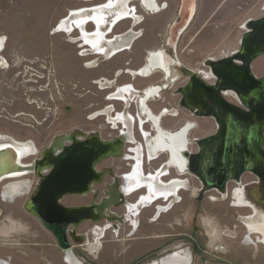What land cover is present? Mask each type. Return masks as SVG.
Returning <instances> with one entry per match:
<instances>
[{
    "label": "rangeland",
    "instance_id": "rangeland-1",
    "mask_svg": "<svg viewBox=\"0 0 264 264\" xmlns=\"http://www.w3.org/2000/svg\"><path fill=\"white\" fill-rule=\"evenodd\" d=\"M102 1L107 0H0V35L6 38L2 56L8 63L4 68L0 66V134H8L18 141L30 140L35 144L37 151L25 157V163L38 158L40 152L59 135L79 130L85 134L98 132L102 139L121 135V128H114L106 116L89 118L93 112L108 105L114 106L118 112L125 106L124 113L136 115L134 103L126 104L123 100L109 99L112 89L108 87L114 84L119 87L136 84L139 79L136 75H119L120 69L117 68L124 66L135 69L146 51L159 47L168 33V24L175 18V10H163L158 14L142 12L144 20L137 25L142 36L134 42L130 51L106 59L101 56L103 54L96 55L83 49L80 42L71 43V36L80 37L77 31L70 32L71 34L55 31L58 20L69 16L71 9L87 6L91 8ZM244 1L248 4L245 5ZM251 2L252 0H198L194 18L176 42V54L182 64L191 69L207 70L204 66L207 58H219L221 51L240 47V38L244 33L240 27L246 19L260 15V12H255L256 8L254 9ZM237 6L242 8L238 9ZM137 8L138 14H141L140 8ZM132 24V19L123 21L115 27L114 33L118 36L129 25L132 27ZM92 26L88 24L87 29L93 30ZM107 32L109 27L104 33ZM112 38H115V34ZM126 62L130 64L126 65ZM108 80L109 83H105ZM103 85L107 88L101 89ZM176 85L175 83L165 94L172 100L173 107L181 113L178 118H165V125L170 127L177 126L183 119L195 121L191 115L185 114L174 105ZM144 127L146 129L147 125ZM138 131L135 129V137L140 141ZM197 133L199 130L194 129L191 135ZM129 147L130 144L125 143L120 156L108 157L98 163L97 170L105 167L110 169L101 182L92 185L91 191L83 195L65 196L62 204L79 206L91 201L99 202L105 196L102 191L106 190L113 178L129 172L125 164H130V161L123 158ZM164 159L165 155H162L158 160L146 163L156 167ZM144 170L147 173L152 169ZM170 177H177L176 172L172 170L163 179L170 183L175 179H169ZM183 177H187L194 187L198 186L194 178L187 174ZM23 178L30 182L28 191L12 201L3 200L0 194V260L8 264H14V257L18 255L21 256V259L16 258L19 262L35 264L34 255L27 258L24 254L26 248H33L35 245L24 243H38L44 239L43 234L46 233L38 219L23 207L38 178L32 173ZM5 181L7 180L3 182ZM1 187L2 184L0 191ZM180 195L183 202L175 205L166 216L171 234L169 252L179 250L178 253H183L175 264H189L188 250L192 255V264H209L215 260L245 264L247 259L244 256L232 260L230 253L236 249H250L252 253L261 249L264 251V246L261 245L256 249L242 244L249 234L239 222L238 215L248 211L231 206V201L223 200L222 195L211 190L197 195L195 190L188 188L182 190ZM211 197L215 199L211 200ZM111 210L117 212L115 207H111ZM11 221L20 224L23 230L3 232L2 230L11 225ZM102 222L104 219L85 220L77 228L69 226L68 229L73 230L75 235L82 236L87 234L92 224ZM161 232L164 231L155 229L156 234ZM128 233L126 229L116 237L115 233L108 231L103 240V248L94 253L90 250L91 242L88 244L83 239L70 237V243L81 264H143L147 262V258H151L145 254L148 248L162 243L158 238L146 239L149 230L136 232L132 236H128ZM251 237L253 241L256 240L254 234ZM115 238L119 242L114 241ZM251 243L261 244L257 240ZM179 244H182L181 249L175 248ZM63 260L65 261V257ZM63 260H60L61 263L67 264Z\"/></svg>",
    "mask_w": 264,
    "mask_h": 264
},
{
    "label": "flooded vegetation",
    "instance_id": "flooded-vegetation-1",
    "mask_svg": "<svg viewBox=\"0 0 264 264\" xmlns=\"http://www.w3.org/2000/svg\"><path fill=\"white\" fill-rule=\"evenodd\" d=\"M132 2L137 14L139 12L137 6L141 10V14H138L140 21L137 25L141 24L144 20L142 12L145 14H158L163 10L169 11L174 9L175 18L168 24L169 27L174 20H177L176 17L181 0H174L172 2L169 0H154L153 8H145L142 6L143 3L141 0H132ZM195 2L196 8L192 19L195 16L198 6V0ZM243 3L245 5L248 4L246 1ZM251 3L254 4V9L256 8L255 12H260V15L246 19L240 27L244 30L240 38V47L228 51H221L219 58L216 57L218 59L215 57L207 58L204 61V66L207 67V70L199 68L191 69L182 64L176 54V46L174 47V51L166 42L165 37L159 47L146 51L142 61L140 64H136L135 69H127L124 66L117 68L120 69L118 70L119 75L122 73L133 74L138 78H145L147 81H137L135 85L125 84L122 87L112 84L113 86L108 87L112 89L109 93L110 96L108 95V98L111 100L122 101L123 99H115V95L118 92L129 91L128 96L131 95V97L127 101H123L127 102L126 104H135L136 115L133 116L130 113H124L125 106H123L121 113L120 111H115L114 106L111 107L108 105L102 110L93 112L89 117L96 118L100 115L108 117L106 111H110L111 118L116 120V122L113 124L109 120V117L107 121L113 124L114 128H121L120 134L123 137V146L125 143L130 144L127 153H124L123 157L125 160L130 161V164H125L127 169H129L128 171L137 169L136 158L134 159L128 156L137 155L138 152L141 158L139 166L141 176L145 173L144 169H152L150 172L145 173L148 175L152 172L156 175L157 173H165L162 169H167V175H170L173 170L176 172L177 177H181L180 180L182 182L188 184V188L195 190L197 195H201L203 191L211 190L218 195H222L223 200L231 201V206L248 211L238 215V220L243 227L245 226V221L264 219V0H252ZM257 4L259 5L255 7ZM237 8L241 9L242 7L237 6ZM137 25L135 28L138 36L133 39L134 42L142 36L141 30H137ZM124 30V32L128 31L127 28ZM152 52H161V54H155L152 57V63L154 65L152 67L154 68L150 70L149 68L151 66L148 57ZM165 54L175 62H167L168 57L166 58ZM247 59V75L237 72L229 74L226 71L221 75L217 70L218 67L228 63L234 67H241L246 63ZM129 64V62H126V65ZM147 67L148 70H146ZM188 70H191L193 75L197 77L193 83L191 77L187 74ZM113 81L115 82L116 80L113 79ZM105 83L108 84L109 80ZM175 83L177 85L175 88L176 99L174 105L178 109H182L185 114L191 115L195 121L183 119L177 126L170 127L165 125V118H178L181 114L179 110L173 107L172 100L165 96L166 92ZM106 88V85L101 87V89ZM147 90L151 91L147 98L143 100ZM122 115L125 117V124L118 119ZM145 125H147L146 129L144 127ZM186 125L188 128L187 135L183 139H178V141L174 142L177 147H174V145L172 147L176 154L175 158H173L171 150L165 148L164 141L167 140L168 136L177 133ZM135 129L137 131L139 130L140 141L136 140ZM194 129L196 131L199 130V133L191 135ZM157 131L160 133H157ZM126 133H130V136ZM162 155H165V159L156 167H151L147 164L148 162L158 160ZM184 157L187 159V166L186 164L181 165ZM170 158L173 159L172 163H168ZM146 161L148 162L146 163ZM144 163L149 167L144 165ZM102 169L110 168L105 167ZM177 169L186 170L183 174H180ZM184 174L189 175L190 178H194L198 186L194 187L192 183H189V179L183 177ZM121 175L116 177L118 191L121 186L118 183L119 181L121 182ZM162 177L164 176L162 175ZM182 177L185 179L183 180ZM168 181L164 180L162 183H158V186L168 187L170 186ZM113 183L114 178L106 186V190L102 191L104 195H106L110 186H114ZM145 192V189H138L137 191H133L131 195H128V200L124 198L123 200H119L116 205H110L108 209L105 208L104 222L92 224L86 235L77 237L73 230L67 228L69 243L70 237L83 239L86 243H93V230L98 226L99 228H103L102 235L99 238L100 249L103 248V240L108 231L115 233V236L118 237L126 229L129 232L128 236H132L136 232L141 233L144 230H149L150 233L146 234V239L158 238V241L162 240L161 244L158 246L152 245L145 252L146 256H150L151 258H147V262L143 264H152L155 258L161 257L171 251L169 245L171 240V234L169 232L170 224L166 216L173 210L175 205L183 202V198L180 192L179 197L177 199L174 198L175 200L173 202L171 199L168 201L161 199L147 206L138 205L140 207L137 213L138 222L137 226L133 228L130 221L125 217L128 214L126 203H139ZM212 199L215 198L211 197ZM160 205L165 206L164 211L159 209L158 206ZM111 207L117 208V212L112 211ZM106 215H112L116 221L113 224H108ZM16 226H18V229H16ZM161 228L164 232L156 234L155 229L162 231ZM73 229L75 228L73 227ZM15 230L22 231L23 229L20 224L11 221V225L2 231L12 232ZM45 231L51 236L55 246L60 249L55 237L46 229ZM114 241L119 242V239L115 238ZM24 244L41 245L28 242ZM43 245L48 246L50 244L44 243ZM181 245L179 244L175 248L181 249ZM157 249H159L158 254L155 255ZM60 251L63 259L65 253L62 249ZM24 254L27 258L30 256L26 252ZM72 258H75V255L70 256V258L69 256L65 257V261H63L67 264H73ZM35 260V264H55L52 259L44 257H36ZM0 264L8 263L0 260ZM23 264L31 263L25 261ZM79 264H81L80 261Z\"/></svg>",
    "mask_w": 264,
    "mask_h": 264
},
{
    "label": "bare ground",
    "instance_id": "bare-ground-1",
    "mask_svg": "<svg viewBox=\"0 0 264 264\" xmlns=\"http://www.w3.org/2000/svg\"><path fill=\"white\" fill-rule=\"evenodd\" d=\"M82 1H90V0H82ZM141 1L143 3L142 6H144L145 8H153L152 6H154V0H141ZM131 2L132 0H107V1H102L91 8H88L89 6H87V7H79L76 9H71L69 16H63L62 18L58 20L55 26L56 27L55 31L58 33L61 32V33H67V34H71L73 33V31H77L78 34H80L79 35L80 37L75 38L76 36L75 37L71 36L70 37L72 40L71 43L80 42L79 44H81L82 48L86 49L88 52L90 51L96 55L103 54V56L106 57V59H110L118 53H121L124 51H130L132 44L134 42L133 39H135L138 36L135 26L138 24V21H140V16L135 11L134 5H132ZM129 19H132L134 22V24H132V27H130L129 25L127 27L128 31L126 32L123 31L124 33L121 32L122 34L116 36L117 33H114L115 27L119 23L129 20ZM88 24L93 25L92 26L93 30L87 29ZM104 26L106 27L105 29L103 28ZM108 27H109V32L104 33ZM114 34H115V38H112ZM5 44H6V38L0 35V61H1L0 66L3 68L6 67L8 64L5 58L2 56V51L5 48ZM155 54H161V52L150 53L148 57V60L150 61V66H151L149 68L150 70L154 68L152 67L154 66L152 63V57ZM167 57L168 56L166 55V58ZM167 59H168L167 62L169 61L170 63L175 62V61L171 62V59H169V57ZM146 70H148V67L146 68ZM150 91L151 90L146 91V94L143 98L144 100L147 98ZM128 94H129V91L127 90L126 92L122 91L115 98L123 99L127 101V99L131 97V95L128 96ZM106 113H107L106 115H108L109 117V120H111L112 123L115 124L116 120L111 118L109 114L110 111L107 110ZM118 119H120L125 124L124 115L119 116ZM187 129L188 128L186 125L182 127L177 133L168 136L167 140L164 141L165 148H168L169 150H171V154L173 158H175L176 154H175V151H173L172 147L173 145L174 147H177V145H175L174 142L178 141V139H183L184 136L187 135L186 133ZM79 131H75L73 133L78 135V137L87 136L85 132L82 133ZM157 133H160V132L157 131ZM91 134L98 135V132L97 133L91 132ZM126 134L130 136V133H126ZM63 136L68 137L69 135L67 134ZM158 147L160 148L159 145ZM36 151L37 149H36L35 144L30 140L18 141V140L13 139L8 134H0V157H2L6 162V165H5L6 170H5V173L3 174L4 176L0 179V184H2L0 194L3 200L11 201L12 199L16 198L19 195H22L24 192L29 190L30 182L28 179L23 178V176L29 173L23 172L24 169H20V167L22 165L24 166V165L31 163L33 160L29 163L28 162L25 163L23 162V159L27 156L35 154ZM22 156L24 158L19 160V158H21ZM128 157L134 158V159L136 158V167L137 166L138 167L137 169H132L131 171L125 172L121 175L122 180L121 182L120 181L118 182L121 185L119 187V191L117 190L118 184H116V186H110L111 195L113 196L110 195L111 198L107 202L108 205L106 206V209H108L110 205H116L119 202V200H123L124 198L129 197L128 195H131L133 191H137L138 189H145L146 192L143 195L139 203L137 204L128 203V202L126 203L128 214L125 217H127V220L130 221L133 228H135L138 222L137 213L140 210V207L138 205L147 206L151 204L152 202L160 201L161 199L166 200V201L171 199V201L173 202L175 200L174 198L177 199L179 197V193L182 190L188 189V184H186V182H182V180H180L181 177H170V179L175 178L174 180H171L170 186L168 187L158 186V183H162L164 181L162 175L163 176L167 175V169H162L165 172L163 174L157 173L156 175L154 174V172H152L147 177L145 176V173L144 175L141 176V170L139 167L141 163V158L139 156V153L137 152V155L128 156ZM172 161L173 159L170 158L168 163H172ZM185 164L187 166V159L184 157V161H182L181 165L183 166ZM177 170L179 171L180 174H183L186 169H177ZM4 180H7V181L3 182ZM106 197L107 195H105L103 198H106ZM158 207L159 209H162L163 211L165 210L164 208L165 206L163 207L162 205H160ZM104 214H105V209H104ZM106 216H107L108 224L109 223L113 224L116 221V219L112 217V215H106ZM244 223H243L245 225L244 228H246V231L249 234L248 236L245 237L244 242L246 244H250L251 242H254L257 240L258 242L264 245V219L263 220H250V221H245ZM131 230L133 229L131 228ZM93 232H94V239H93L94 242L90 244V250L93 251L94 253L100 249L99 238L102 235L103 228H99L98 226L93 230ZM253 234L256 236L255 237L256 240L254 241L251 237V235ZM179 253L177 251L175 253L169 254L168 257L161 260L160 264L177 263L178 258L183 254L181 251ZM72 261H73V264H79V260L76 257L72 258Z\"/></svg>",
    "mask_w": 264,
    "mask_h": 264
},
{
    "label": "water",
    "instance_id": "water-1",
    "mask_svg": "<svg viewBox=\"0 0 264 264\" xmlns=\"http://www.w3.org/2000/svg\"><path fill=\"white\" fill-rule=\"evenodd\" d=\"M195 1L181 0L177 20H174L168 27L166 42L170 41L169 45L174 51L180 34L194 15ZM247 62L248 59L241 67H234L227 62L228 64L218 67L217 70L221 75L225 71L229 74L237 72L247 75ZM187 74L191 77L192 83L194 79H197L191 70H188ZM122 147V135L106 140H102L97 134L84 137H78L74 133L68 137L59 135L40 152L38 158L20 167L24 169L23 172L32 173L38 178L33 191L24 203V209L35 216L42 226L55 237L65 257L74 256L68 241V226L72 225L77 228L85 220L103 219L104 209L113 195L109 187L110 191L106 192V198L100 199L99 202L91 201L89 204L79 206H66L62 204V199L68 195H83L91 191L92 185L101 182L109 173L108 169L97 170V164L108 157L120 156ZM23 156L19 160L24 158ZM5 165V160L0 157V179L4 176ZM116 183L117 179L114 177V186Z\"/></svg>",
    "mask_w": 264,
    "mask_h": 264
},
{
    "label": "crops",
    "instance_id": "crops-1",
    "mask_svg": "<svg viewBox=\"0 0 264 264\" xmlns=\"http://www.w3.org/2000/svg\"><path fill=\"white\" fill-rule=\"evenodd\" d=\"M138 82H145L147 81V79L145 78H139L137 80ZM46 232V231H45ZM44 236V239L39 241L38 244H41V245H38V246H35L33 248H26V253L27 254H30V256L34 255L35 258L36 257H44V258H47V259H52V261L55 263V264H62L60 260H63L62 257H61V251L60 249H58L55 244H54V241L52 240L51 236L46 232L43 234ZM44 243H47V244H50L48 246H45L43 245ZM243 245H246V246H252L253 248H258L259 245L261 246H264L262 244H246V243H243ZM176 251H179V250H175L173 252H167L165 255H163L162 257L160 258H157V259H154L152 264H160L161 260L162 259H165L166 257H168L169 254H172ZM188 254H189V264H192V255L190 253V251L188 250L187 251ZM254 254V255H252ZM14 256V255H12ZM238 256H244L245 259H247L245 261V264H264V251L261 249L260 251H256V253H252V251L250 249H236L235 251L232 252V254L230 253V257L232 260H236L238 258ZM15 258V261H14V264H23L22 262H19L16 258L18 259H21V256L18 255V257H14ZM12 263V260L11 262ZM209 264H233L231 262H222V261H212L210 262Z\"/></svg>",
    "mask_w": 264,
    "mask_h": 264
}]
</instances>
